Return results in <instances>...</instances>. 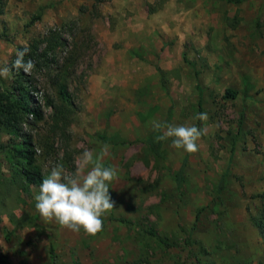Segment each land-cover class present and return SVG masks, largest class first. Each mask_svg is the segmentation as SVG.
I'll return each instance as SVG.
<instances>
[{
  "label": "rangeland",
  "instance_id": "1",
  "mask_svg": "<svg viewBox=\"0 0 264 264\" xmlns=\"http://www.w3.org/2000/svg\"><path fill=\"white\" fill-rule=\"evenodd\" d=\"M0 35V66L35 41L64 66L69 102L52 64L36 76L43 119L21 128L43 177L54 163L74 171L101 136L129 141L105 157L114 208L94 236L44 222L39 186L1 151L4 264H264V0H0ZM12 83L0 77V95ZM153 120L205 129L199 151L161 141V161ZM17 141L0 125V145Z\"/></svg>",
  "mask_w": 264,
  "mask_h": 264
},
{
  "label": "clouds",
  "instance_id": "2",
  "mask_svg": "<svg viewBox=\"0 0 264 264\" xmlns=\"http://www.w3.org/2000/svg\"><path fill=\"white\" fill-rule=\"evenodd\" d=\"M29 48L15 52L10 65L0 66V77L9 78L12 73L30 75L35 69L31 58L25 59ZM42 94V93H41ZM194 120L207 121L206 112L197 113ZM152 129L158 133L157 141L171 140L170 147L187 154L199 151V141L206 130L189 124L174 125L153 120ZM110 145L104 144L99 152L85 149L75 157L74 171L62 163H54L47 169L34 196L35 210L44 222H55L61 228L74 233L94 236L103 230V217L114 208L109 185L117 178L115 167L106 166L105 157ZM39 154L40 149L38 148Z\"/></svg>",
  "mask_w": 264,
  "mask_h": 264
},
{
  "label": "trees",
  "instance_id": "3",
  "mask_svg": "<svg viewBox=\"0 0 264 264\" xmlns=\"http://www.w3.org/2000/svg\"><path fill=\"white\" fill-rule=\"evenodd\" d=\"M240 2V1H238ZM39 19V17H37ZM3 35H0L2 38ZM46 47L40 51L39 43L37 41L31 43L29 48V53L25 59L31 58L35 63V69L30 75L23 73L21 70L18 73H12L13 83L11 88L4 94L0 95V125L1 128L9 135L16 138L18 141L16 144L10 146L0 145V152L4 150L7 152V156L11 162L14 160L17 162L16 172L20 174L26 182L30 185L40 186L43 179V175L40 169L35 163V152L32 147L31 139L26 137L22 132L21 128L25 121L30 116L34 122L41 121L43 119V114L40 105L36 102L34 91L38 80L36 76H44L49 78L46 71L51 70L50 66L53 64L56 68L61 71L64 66H58V62L54 58L50 59L48 53L55 50L56 46L48 49ZM22 49L19 47L18 50ZM11 64V63H10ZM9 64V65H10ZM66 72V70H64ZM63 71L57 76V88L61 99L65 102H69L70 96L67 90V84L64 82V78L61 79ZM161 84L166 88V83L164 78L161 79ZM236 93L230 90H226L225 97L235 98ZM45 104L47 107H54V101L51 99H46ZM200 101L198 102V107L200 108ZM106 144L112 146H119L124 144H129V141L118 139L115 137H99ZM146 143L149 146L151 152L164 162V156L161 150V141H155L152 138L146 139ZM163 167L165 165L163 164ZM167 168V167H165ZM174 180L177 187H180L182 180V167L174 172ZM224 180H221L219 185V191L224 186ZM5 256H0V264L7 263Z\"/></svg>",
  "mask_w": 264,
  "mask_h": 264
}]
</instances>
